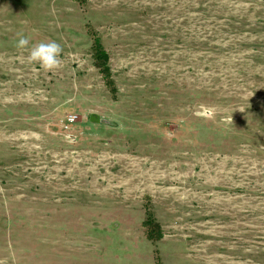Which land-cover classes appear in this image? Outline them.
Here are the masks:
<instances>
[{
  "label": "rangeland",
  "instance_id": "1",
  "mask_svg": "<svg viewBox=\"0 0 264 264\" xmlns=\"http://www.w3.org/2000/svg\"><path fill=\"white\" fill-rule=\"evenodd\" d=\"M0 261L264 264V0H0Z\"/></svg>",
  "mask_w": 264,
  "mask_h": 264
},
{
  "label": "clouds",
  "instance_id": "2",
  "mask_svg": "<svg viewBox=\"0 0 264 264\" xmlns=\"http://www.w3.org/2000/svg\"><path fill=\"white\" fill-rule=\"evenodd\" d=\"M17 40L15 48L18 53H27L24 57L25 62L32 66L34 71L42 70L45 73H54L61 69L63 65L62 53L63 47L55 40L40 41L35 44H30V38L22 31L16 34ZM39 66L38 69L36 66ZM243 112V109H240ZM0 264H5L0 261Z\"/></svg>",
  "mask_w": 264,
  "mask_h": 264
},
{
  "label": "trees",
  "instance_id": "3",
  "mask_svg": "<svg viewBox=\"0 0 264 264\" xmlns=\"http://www.w3.org/2000/svg\"><path fill=\"white\" fill-rule=\"evenodd\" d=\"M100 49H101L100 45L99 44H96V52L97 53H101Z\"/></svg>",
  "mask_w": 264,
  "mask_h": 264
}]
</instances>
